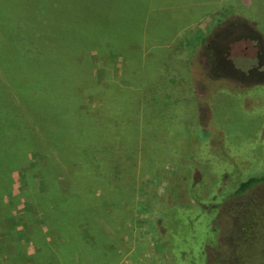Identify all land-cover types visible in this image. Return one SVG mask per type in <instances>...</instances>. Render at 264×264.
<instances>
[{
    "label": "rangeland",
    "instance_id": "1",
    "mask_svg": "<svg viewBox=\"0 0 264 264\" xmlns=\"http://www.w3.org/2000/svg\"><path fill=\"white\" fill-rule=\"evenodd\" d=\"M262 172L264 0H0V264H264V187L204 208Z\"/></svg>",
    "mask_w": 264,
    "mask_h": 264
},
{
    "label": "trees",
    "instance_id": "2",
    "mask_svg": "<svg viewBox=\"0 0 264 264\" xmlns=\"http://www.w3.org/2000/svg\"><path fill=\"white\" fill-rule=\"evenodd\" d=\"M204 43H205V39H204V37H201L200 44H204ZM243 45L244 44L241 41L234 42L231 45V47H230V53L228 55H229V59L231 61H233V62L236 60V59H234L235 56L239 57V55H240L242 57V58L240 57L242 59L241 60V67L243 66L241 69H245V70L244 71H237V72L246 74V73L250 72L248 70L252 69L253 65L251 63L253 61H249L248 60V58L250 56L252 57V55L248 51L249 48L248 49H244ZM15 51H16V54H18V49L17 48L15 49ZM19 54H20V51H19ZM234 54H235V56L232 57L231 55H234ZM233 62H232V64H233ZM245 66H247V67H245ZM237 68H239V67H237ZM201 73L202 74H200V72L198 71V73L193 77V79H192V89H193V93H194V97H195V101H196V107H197V109L200 110V111H198L196 109V113H199V115H200V113L206 114L203 117H201V119H200V125L202 127V131L204 130L203 133L204 132L208 133L206 124L211 121V113L212 112L210 110L209 104H207V103H205L203 101V98L206 95L207 87L201 86L202 81H204V79L206 78L204 73H207V72H201ZM197 75H198V77H196ZM209 77H210V79L214 80L215 82H223V83L227 82L229 84H233V85H235L238 88V91H240V92L241 91H246V88H247V87H245L246 85L250 86L249 88L252 87V84H249V83L246 84V82H244V81L242 82V80L232 79V78L224 76V75H216V76L211 75ZM197 83H198V85H195ZM16 99L17 98H15V100ZM20 103H21V106H25V103H23V102H20ZM202 104L206 105V106H204V109L202 107L203 106ZM109 106L111 107V105H109ZM112 110H113V108H112ZM177 110H178V106H175V107H172V108L168 109L165 113H171V112L177 111ZM149 116H150L151 119L153 118L152 117V113H149ZM154 117H155V115H154ZM94 119L95 118H92V119L90 118V120H94ZM96 121L98 122V120H96ZM167 121H168V117H165L164 119L163 118L161 119L160 123L156 122V121H154V123H159V124L163 125L164 128H168L167 127ZM94 122H95V120H94ZM112 122H113V119L110 118V116H109L108 123L105 124L104 129H106L107 127H111L112 126ZM145 122H146V120L143 123L141 122L139 124V127H143L146 130V128L149 127V126H147L149 124H146ZM148 122L150 123L149 120H148ZM98 124H99V122H98ZM159 124L155 125L156 128H154L152 130V133L156 134L161 129V125H159ZM163 133H166V131H164ZM167 133L170 134L171 131H167ZM22 135H23V133H22ZM7 136L10 137V138L12 137L11 134H8ZM125 137H127V135H125ZM128 140L129 139H127L126 141L128 142ZM18 141H20V140H18ZM96 142H97V139L95 138V136H93V137L87 136V137L83 138L80 141V144H79L80 152L82 150H84L85 148H86L85 150H89V149L90 150H92V149H94V150L96 149L97 150L98 148H95V146H94ZM175 142H176V140L172 141L170 146L172 144H174ZM21 143H26V142L24 140V142L21 141ZM160 151L164 152V150H160ZM103 159H104L103 157H99L97 159H92L91 158V160H89V163L94 164V167H95L96 171H97V169L99 170L98 174H99V177L101 179V183L104 182V181H107L109 183H113L114 184V180H115L114 178L116 176L115 172L113 171V169H111L112 167L107 165V162L101 161ZM93 160H96V161L94 162ZM84 162H88V161H84ZM128 171H129V169H128ZM59 179H61V178H59ZM232 186H233V188L231 187V189H232L231 191L229 190V191H226V192H221V195L219 193L217 195H215L214 200L211 199L209 206H204V208L211 207L212 210L213 209L217 210V212L219 210H223L221 212V214L222 213L224 214V208H226V207H228V209H229V207L231 208V205L235 201H240L241 202V201H246V200L251 199L250 196H249L250 192H252V191L256 192L258 189L260 190L261 188L264 187V172H262L261 174L254 175V176H249L246 180H242V181H239V182L237 181V182L233 183ZM50 189H57L59 191V187H56V186H52V187L49 188V190ZM72 189H73L74 194H75L74 198L78 199V197H77L78 195L77 194L79 192H78L77 184H76L75 187L72 185V188H69V190H72ZM219 198H220V201H219ZM255 198H257V197H255ZM255 198H253V199H255ZM226 203H227V205H226ZM93 224H95V222ZM212 224H213V227H221L220 218L219 217H215L213 219V221H212ZM69 229H70L69 227H59V226L57 227V230H59V235L64 236V237H65L64 230L67 231ZM94 233H95V235H98V232L95 231V228H94ZM68 247H71V246H68ZM68 247H67V254L72 256L73 253H74V249H72V248L69 249ZM72 264H75V261Z\"/></svg>",
    "mask_w": 264,
    "mask_h": 264
}]
</instances>
